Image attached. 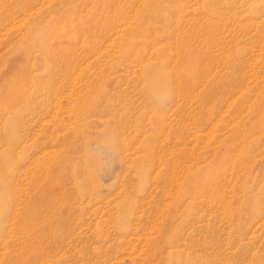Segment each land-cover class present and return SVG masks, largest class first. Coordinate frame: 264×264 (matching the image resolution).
I'll return each mask as SVG.
<instances>
[{
	"label": "rangeland",
	"instance_id": "1",
	"mask_svg": "<svg viewBox=\"0 0 264 264\" xmlns=\"http://www.w3.org/2000/svg\"><path fill=\"white\" fill-rule=\"evenodd\" d=\"M0 264H264V0H0Z\"/></svg>",
	"mask_w": 264,
	"mask_h": 264
},
{
	"label": "bare ground",
	"instance_id": "2",
	"mask_svg": "<svg viewBox=\"0 0 264 264\" xmlns=\"http://www.w3.org/2000/svg\"><path fill=\"white\" fill-rule=\"evenodd\" d=\"M250 5V4H249Z\"/></svg>",
	"mask_w": 264,
	"mask_h": 264
}]
</instances>
